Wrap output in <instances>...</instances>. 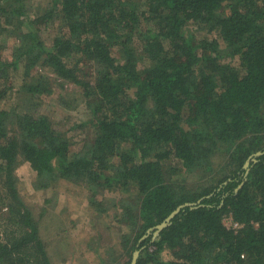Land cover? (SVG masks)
Listing matches in <instances>:
<instances>
[{"label": "trees", "instance_id": "obj_1", "mask_svg": "<svg viewBox=\"0 0 264 264\" xmlns=\"http://www.w3.org/2000/svg\"><path fill=\"white\" fill-rule=\"evenodd\" d=\"M26 3L0 0V264H53L20 162L36 190L83 184L99 210L119 196L122 252L103 264L136 251L135 264H264V0ZM20 65L19 101L3 108ZM36 68L80 90L81 147L39 111L51 88Z\"/></svg>", "mask_w": 264, "mask_h": 264}, {"label": "rangeland", "instance_id": "obj_2", "mask_svg": "<svg viewBox=\"0 0 264 264\" xmlns=\"http://www.w3.org/2000/svg\"><path fill=\"white\" fill-rule=\"evenodd\" d=\"M47 2L27 0L26 5L31 14H42L48 7ZM0 42H8V38H1ZM21 66L10 75L15 92L5 100L3 108L14 107L19 101L23 73ZM36 71L48 78L51 88L49 95L40 97L39 111L47 115L56 129L67 132L77 148L81 147L89 140L91 130L85 125L89 115L80 90L57 80L48 70L36 68L32 75ZM223 160V155L214 157L218 164ZM15 175L19 194L35 216L40 236L53 264H103L122 252L118 238L124 229L117 222L119 212L114 207L115 201L119 199L117 194L103 193L99 198L102 210H99L88 203L91 191L83 184L59 181L53 188L36 190L33 187L35 172L25 162L19 163ZM185 179L189 187L202 181L197 174ZM228 221L224 219L226 226L230 227ZM112 248L114 252L110 255ZM119 260L122 263V259Z\"/></svg>", "mask_w": 264, "mask_h": 264}, {"label": "water", "instance_id": "obj_3", "mask_svg": "<svg viewBox=\"0 0 264 264\" xmlns=\"http://www.w3.org/2000/svg\"><path fill=\"white\" fill-rule=\"evenodd\" d=\"M260 155H261L260 152H257L256 154H254V156H260ZM253 161H255V160H253ZM247 165H248V161L245 163V167H247ZM186 205H190V204H186ZM178 210H179V208L176 209L173 213H171L170 216H168V217H167V218H166V219H165L160 225H158V226L155 227L156 230L154 231V236L158 235V233H159L164 227H166V226L168 225L169 221L173 218V216L175 215V213L178 212ZM137 256H138V252L136 251V252H134V254H133V258H132L130 264H135L136 259H137Z\"/></svg>", "mask_w": 264, "mask_h": 264}, {"label": "built area", "instance_id": "obj_4", "mask_svg": "<svg viewBox=\"0 0 264 264\" xmlns=\"http://www.w3.org/2000/svg\"><path fill=\"white\" fill-rule=\"evenodd\" d=\"M228 219H229L228 223H229L231 228L238 229L240 227L237 223H234L230 218H228Z\"/></svg>", "mask_w": 264, "mask_h": 264}]
</instances>
